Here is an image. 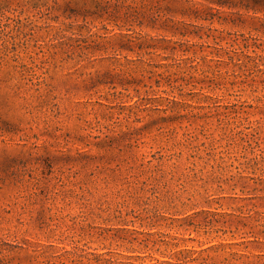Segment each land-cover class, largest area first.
Segmentation results:
<instances>
[{"label":"rangeland","instance_id":"374dc122","mask_svg":"<svg viewBox=\"0 0 264 264\" xmlns=\"http://www.w3.org/2000/svg\"><path fill=\"white\" fill-rule=\"evenodd\" d=\"M0 264H264V0H0Z\"/></svg>","mask_w":264,"mask_h":264}]
</instances>
